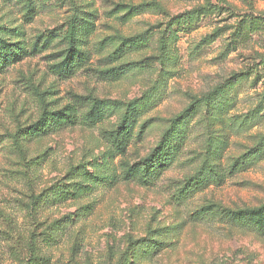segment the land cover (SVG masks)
I'll return each instance as SVG.
<instances>
[{
    "label": "rangeland",
    "instance_id": "obj_1",
    "mask_svg": "<svg viewBox=\"0 0 264 264\" xmlns=\"http://www.w3.org/2000/svg\"><path fill=\"white\" fill-rule=\"evenodd\" d=\"M25 1L0 0V28L17 30L10 39L27 48L38 35H50L54 45L0 71V264H264V227L233 225L219 212L264 204V155L235 163L264 134V110L238 129L259 106L264 78L228 84L264 55V31L223 53L238 15L264 17V0H210L223 10L190 32L165 33L164 60L156 58L158 35L115 52L120 37L153 33L166 22L150 10L124 18L128 6L155 2L172 16L207 0H31L30 21ZM75 8L93 24L78 44L90 59L64 79L49 67L64 55L67 28L54 29ZM216 29L223 35L203 40ZM118 66L115 78L102 73ZM218 85L223 93L212 99L222 106L201 100ZM37 93L48 109L75 106L79 114L86 109L75 97L100 99L105 116L94 127L77 123L24 137L18 131L40 115ZM195 100L178 126L177 155L159 177L147 186L124 180V169L147 156L169 120ZM129 103L127 150L109 160L103 132L116 128ZM128 239L136 247L127 250Z\"/></svg>",
    "mask_w": 264,
    "mask_h": 264
},
{
    "label": "trees",
    "instance_id": "obj_2",
    "mask_svg": "<svg viewBox=\"0 0 264 264\" xmlns=\"http://www.w3.org/2000/svg\"><path fill=\"white\" fill-rule=\"evenodd\" d=\"M218 1L222 2L224 5L223 0ZM25 2V18L30 21L34 12V6L31 0H26ZM222 6L221 4H213L210 0H207L202 6L172 16L166 13L160 4L155 2L128 6L124 18L130 19L143 11L150 10L164 16L166 18V22L157 23L154 26L156 31L153 33L152 29H148L139 36L120 37L119 45L117 46L115 52L125 49H139L140 47L145 46L151 37L158 35L157 42L160 54L156 58L158 60H164L166 59L164 56L167 51V44L164 37L165 33L168 31L172 33H178L179 31L190 32L196 29L204 18L215 14L218 15L219 12L223 10ZM70 10L72 11V9ZM81 12L82 11L79 8L73 9V13L67 17L64 24L54 29V33H56L58 31H63L64 27L67 28L64 34V39L67 41V46L64 49V55L60 61L51 64L49 67L53 74L60 78L66 79L73 76L78 70L86 66L90 59L89 53L82 50L78 44L81 43L82 33L91 30L93 24L88 19L81 17L79 14ZM228 30H231V32L223 50V53L226 55L236 51L240 45L242 46L246 44L248 39L253 34L263 32L264 17L254 14H239L235 24L230 26ZM223 32V29H216L203 40L213 38L217 35L221 36L223 35ZM10 36L17 37V30L13 28H0V71L8 66L20 62L27 55L29 56L35 53H40L50 47H53L54 45L52 37L48 34L36 36L34 42L31 43L28 48L25 47L26 45H24V42L18 40L17 38L15 40H11ZM105 41L108 42L110 40L107 39ZM250 63L251 64L249 66H245L238 73H233L231 75L232 78L228 80V84L234 85L240 80H248L252 78V84L256 85L262 78H264V55H262L260 60H252ZM123 68L124 66H118L102 73L108 77L115 78L123 72ZM222 93L223 86L218 85L204 95L201 100L206 103H214L215 105L218 104L217 106H220V102H215L216 100L214 101L212 98L213 94L215 96H220ZM37 96L40 98V115L34 123L22 128L20 132L18 131L19 134L22 132L24 137L41 135L49 131L51 128L64 125L73 126L77 123H81L88 127H94L100 123L105 116L106 103L97 98L89 96L75 97L76 100H78V104H82L81 106H84L86 109L84 112H80L79 114L75 106L71 108L70 106H64L57 110L48 109L47 103L44 101L43 94L37 93ZM211 99L213 101H210ZM199 102L200 100L191 102L189 106L169 120L168 127L162 133L159 142L148 153V155L124 169V180H134L143 186H147L151 184L155 178L159 177L163 169H165V167L172 162V158L177 155L179 144L182 142V140H180L179 124L183 123L190 117V114L194 111ZM126 107L127 110L117 123L116 128L103 132V139L108 141L111 147V150L106 153L109 160L116 155L123 156L127 150V136L129 130L128 118L130 116L127 111L133 108V104L129 103ZM262 110H264V88L260 93V104L256 111H253V113L245 117L241 121L239 125L240 128L238 129L241 130L250 127L251 124L258 118V114ZM255 143L254 147L238 157L235 163L246 165L263 156L264 134L258 135ZM104 169L108 170V168ZM107 177V174H103L98 178V180H105ZM219 212L221 213L220 217L222 219L233 225L245 223L254 225L257 229L264 227V204L251 209H227ZM127 243L128 250L136 247L138 242L128 239Z\"/></svg>",
    "mask_w": 264,
    "mask_h": 264
}]
</instances>
